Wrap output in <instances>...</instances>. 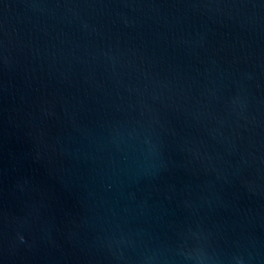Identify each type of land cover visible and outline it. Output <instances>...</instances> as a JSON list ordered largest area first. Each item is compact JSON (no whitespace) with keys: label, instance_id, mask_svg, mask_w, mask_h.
Instances as JSON below:
<instances>
[{"label":"water","instance_id":"1","mask_svg":"<svg viewBox=\"0 0 264 264\" xmlns=\"http://www.w3.org/2000/svg\"><path fill=\"white\" fill-rule=\"evenodd\" d=\"M0 264H264V0H0Z\"/></svg>","mask_w":264,"mask_h":264}]
</instances>
